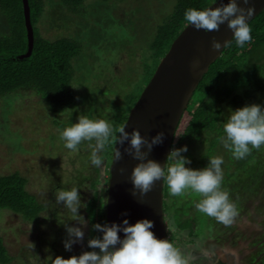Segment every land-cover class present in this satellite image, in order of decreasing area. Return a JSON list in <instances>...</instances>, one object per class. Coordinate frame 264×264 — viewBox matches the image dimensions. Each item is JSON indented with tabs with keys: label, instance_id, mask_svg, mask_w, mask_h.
<instances>
[{
	"label": "rangeland",
	"instance_id": "rangeland-1",
	"mask_svg": "<svg viewBox=\"0 0 264 264\" xmlns=\"http://www.w3.org/2000/svg\"><path fill=\"white\" fill-rule=\"evenodd\" d=\"M170 1L88 0L85 16H80L88 21L90 31L85 33L80 27L82 19L76 17L72 23L69 15L65 18L62 14L57 0H47L41 25L44 35H73L82 41V57L75 60L80 64L72 85H79L74 89L83 102L54 114L31 90L0 98V174L18 171L26 178L25 188L45 206L35 221L0 208V235L12 255L8 264H51L50 255L67 257L89 250L90 222L84 208L79 210L87 221L84 238L70 250L63 247L65 225H77V221L55 202L54 193L77 187L86 202L95 191L101 194L107 186V159L100 166L92 165L95 140H83L73 151L64 146L60 132L81 115L106 118L110 123L115 104L121 103L122 95L134 89L141 77L142 46L152 32L150 22L161 19ZM189 148L199 150L202 146L195 143ZM257 181V189L253 187L251 192L233 181L222 189L229 193L236 210L228 224L198 209L192 211L198 235L178 247L186 264H264V170ZM185 191L189 198H203L191 189ZM102 200L101 196L99 203ZM182 237L187 238L184 232Z\"/></svg>",
	"mask_w": 264,
	"mask_h": 264
},
{
	"label": "trees",
	"instance_id": "trees-1",
	"mask_svg": "<svg viewBox=\"0 0 264 264\" xmlns=\"http://www.w3.org/2000/svg\"><path fill=\"white\" fill-rule=\"evenodd\" d=\"M57 1L64 17L69 15L72 23L74 18H84L88 0ZM111 1L119 3L124 0ZM27 3L32 28V52L29 58L11 59L9 57L22 54L27 49L23 4L22 0H0V98L18 90H31L51 113L79 106L82 98L70 85L80 64L75 60L80 55L82 57V41L73 35H44L41 25L48 9L47 0H27ZM210 3L211 0H171L161 19L151 20L152 32L142 46L141 77L134 89L130 88L122 95L121 103L115 104L116 110L110 121L114 134L118 135V128L123 125L160 58L186 25L185 10L203 9ZM83 18H80L83 20L80 27L88 33V21L84 22L86 19ZM75 24L78 23L75 21ZM249 24L251 41L240 47L230 38L199 79L180 116L171 144V149L187 146V152L182 155L190 159L188 166L194 168L205 166L207 159L212 157H222L221 189L231 181L249 191L253 187L257 189L254 185L259 184L257 180L264 170V145L259 148L250 146L249 153L237 159L223 142V124L228 118L229 108L235 109L249 102L264 105V8L249 20ZM195 143H199L202 149L189 148ZM113 145L114 141L110 138L102 154L103 159H107V172ZM171 163L173 161L167 158L163 177V211L168 240L178 249L179 244L198 235L196 216L192 211L197 210L196 204L202 198H189L186 191L179 196L169 193L166 176ZM25 185L26 178L18 171L0 174V208H7L28 221H35L45 206ZM101 196L103 200L99 203ZM105 197L106 188L101 194L95 191L87 201L85 212L90 222V237L100 234L92 229V223L106 222ZM183 232L187 238L182 237ZM11 260L12 255L0 235V264H8Z\"/></svg>",
	"mask_w": 264,
	"mask_h": 264
},
{
	"label": "clouds",
	"instance_id": "clouds-1",
	"mask_svg": "<svg viewBox=\"0 0 264 264\" xmlns=\"http://www.w3.org/2000/svg\"><path fill=\"white\" fill-rule=\"evenodd\" d=\"M253 12L254 6L250 0H240L239 3L237 0H227L226 3L223 0L219 3L217 0H211L203 9H186L184 19L186 26L191 24L195 29L205 32L217 30L221 24L226 23L231 30V39L237 46L243 47L252 39L249 19ZM224 43L225 41L221 44L220 41L212 39L211 47L220 49ZM70 86L77 88L79 85ZM117 132L118 135L114 134L106 118L91 119L81 115L61 130L60 138L64 141V146L73 151L77 150L81 141L95 140L90 155L91 164L94 166L102 164L103 157L100 153L110 138L115 145H124L127 141L124 151L137 161L129 176L130 191L133 196H136L137 192L143 196L153 188L157 180L165 176L163 165L148 158V152L153 146L162 143L164 133L157 131L146 138L136 128L130 132L126 131L125 124L121 125ZM223 132L225 147L229 148L237 159L244 158L249 153L250 146L259 148L264 145V105L249 102L235 109L229 108ZM185 152L187 146L181 145L179 148H172L168 153L167 158L173 161L167 168L169 193L179 196L186 189H191L203 197L196 204L199 211L224 224L230 223L236 215V210L229 200V193L220 187L223 180V158L212 157L207 159L205 166L194 168L188 166L191 161L182 155ZM112 157L113 160L120 159L119 148L114 147ZM78 189L72 187L54 193L55 202L66 207L71 213V220L77 221V225H65L66 238L62 240L65 250H70L74 243L84 238L83 226L87 221L79 210L86 209L87 202L82 199ZM91 227L100 234L87 240L89 250L67 257L50 255L51 264H186L180 251L168 239L155 236L152 231L153 221L150 218H140L129 223L125 216L120 223H92ZM118 232H122L123 236H119Z\"/></svg>",
	"mask_w": 264,
	"mask_h": 264
},
{
	"label": "water",
	"instance_id": "water-1",
	"mask_svg": "<svg viewBox=\"0 0 264 264\" xmlns=\"http://www.w3.org/2000/svg\"><path fill=\"white\" fill-rule=\"evenodd\" d=\"M223 2L226 3L227 0ZM250 3L254 6L251 17L253 18L264 8V0H250ZM22 4L27 30V49L22 54L9 57L11 59L29 58L32 52V28L28 19L27 0H22ZM230 38L231 30L226 23L221 24L217 30L208 32L195 29L191 24L185 25L160 58L130 108L123 123L126 131L130 132L136 128L146 138L157 131H163L162 143L153 146L148 152V158L159 162L164 170L180 116L199 79L224 47L213 49L211 40L216 39L221 44L225 41V45ZM126 145L127 141L124 145H113V149L114 147L120 149L121 157L119 160H113L111 154L106 186L105 220L108 223L113 221L120 223L126 216L129 223H133L140 218H150L153 221L152 231L155 236L168 239L163 211V178L157 180L153 188L143 196L139 192L133 196L129 176L132 166L137 161L124 151ZM118 235L122 237L123 233L118 232Z\"/></svg>",
	"mask_w": 264,
	"mask_h": 264
},
{
	"label": "crops",
	"instance_id": "crops-1",
	"mask_svg": "<svg viewBox=\"0 0 264 264\" xmlns=\"http://www.w3.org/2000/svg\"><path fill=\"white\" fill-rule=\"evenodd\" d=\"M181 255H182V251H181ZM184 255V254H183ZM185 257V256H184ZM211 257H213V255L211 256ZM216 258L214 257V260H215ZM218 261V260H217ZM219 263H221V262H219ZM208 264V263H207ZM213 264H214V262H213ZM215 264H217V262H215ZM221 264H224V263H221Z\"/></svg>",
	"mask_w": 264,
	"mask_h": 264
}]
</instances>
